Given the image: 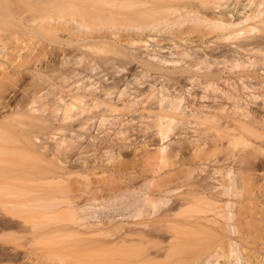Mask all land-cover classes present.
<instances>
[{"label": "bare ground", "instance_id": "bare-ground-1", "mask_svg": "<svg viewBox=\"0 0 264 264\" xmlns=\"http://www.w3.org/2000/svg\"><path fill=\"white\" fill-rule=\"evenodd\" d=\"M5 1L12 6L18 3L25 5L27 9L21 11L23 17L20 19L29 33L40 31L45 37L56 39L60 35L58 31H61L62 36L78 48L87 47L89 45L86 42H92L90 48L119 57L127 55L121 43L122 33L130 31L164 32L179 40L187 34L196 35L199 39L212 34L220 40H235L237 46L230 50L233 51L232 55L264 51V25L260 35H250L253 30L251 23H264V0ZM13 12L16 11L13 9ZM26 12H37L38 16L35 13L25 15ZM186 22H192L193 25L186 28ZM175 26L177 28L173 30ZM147 49L146 53L131 54L157 70L160 77L181 78V82L186 83L196 82L203 86L204 91L218 88V82L222 80L218 70L213 69L219 62L210 60L207 55L177 67L176 61L159 57ZM64 52L65 48L61 46L45 45L33 56L27 54L23 57L20 54V63L41 61L51 53H58L57 56L60 54L63 59ZM104 59V64H114L113 59ZM46 63L44 67L49 65V61ZM244 64L241 57L235 60V66ZM92 66L88 62L85 68L93 69ZM104 71V75L100 74L101 80L108 87L103 97L109 98L112 93L110 89L124 80L118 79L113 70ZM80 89L84 97L96 91L94 84L84 85ZM225 95L228 96L227 93ZM3 98L0 97V100ZM174 100L165 95L159 99L161 110L165 112L158 115L156 126L163 143L176 126L192 123L183 121L185 112ZM68 105L63 106L64 118L69 117V110L75 107ZM122 106H129L127 99ZM114 108L110 106L109 109ZM240 108L239 102L233 106L232 113L237 115L233 125L228 122L219 126V129L224 130L228 148H232L229 158L234 159V164L215 169L213 176L203 181L191 180L192 174L200 169L197 165L206 163L216 151L221 150L219 141L223 138L220 135L222 131L217 129L219 136L210 145L207 140H190L188 158L179 157L186 148L181 147V143L170 151L167 150L169 146L164 144L158 149V162L150 165L148 172L155 175L158 170L178 165L182 159L188 160L190 164L194 161L193 166L182 176L167 170L160 174L157 183L154 177L138 186L114 189L110 188V184L103 183L106 184L105 188L98 193H91V197L82 202L79 201L80 197L74 196L76 190L71 185H63L64 173H58V167L34 154L35 148L39 147L34 138L30 135L20 138L14 133V122L19 121L3 116L5 121H0V210L11 216L13 221L0 222V242L5 244L0 249V264L7 261V264H242L243 257L250 261L246 255L249 244L247 238L250 235L246 228L249 224H245L239 218L240 214L232 208L236 204L233 199L241 198L255 188L256 172L263 167L264 162L258 155L263 147L254 145L257 140H262L264 145V134L255 127L258 123L256 117ZM37 110L40 111H32L37 113ZM188 116H193L198 125L217 123L216 117L205 113H190ZM27 117L31 119L30 127H43L39 117L31 114ZM19 143L24 144L19 147ZM240 146L252 149L240 155L243 151L238 149ZM97 167H105L116 174L123 166L91 163L84 169L89 171ZM107 170H102L100 174ZM214 175H220V178ZM144 187L149 191H143ZM182 187H186V190L172 201L171 194ZM127 192L142 193L139 196L128 194L129 217L134 219L130 227L109 226L103 230L92 226L83 227L82 222L88 216L84 212L89 207L96 202L108 204L124 197ZM222 201L225 205L219 207ZM210 213L213 214L211 220ZM218 219L224 220L223 225H218ZM208 220L209 224L206 223ZM254 263L261 264L260 261Z\"/></svg>", "mask_w": 264, "mask_h": 264}, {"label": "rangeland", "instance_id": "rangeland-1", "mask_svg": "<svg viewBox=\"0 0 264 264\" xmlns=\"http://www.w3.org/2000/svg\"><path fill=\"white\" fill-rule=\"evenodd\" d=\"M10 5L5 0H0V92L4 96L0 100V121H5L3 116L8 117L9 120L19 121L14 122V133L20 138L24 135L34 138L39 146L35 148L34 154L44 162L58 167V173H64L63 185H71L76 190L74 196L80 197L79 201L90 198L91 193L100 192L106 187L103 183L110 184V188L113 189L138 186L153 177L157 183L160 180V174L167 170L182 176L184 172L189 171L194 161L190 164L188 160L182 159L178 165L170 168L168 166L162 171L158 170L155 175L148 172L149 166L158 162V149L164 144L169 146L167 150L170 151L181 143V147L186 146V148L181 151L179 157L188 158L190 152L188 142L198 138L207 140L210 145L213 139L219 136L216 133L217 129L222 131L220 135L223 138L219 141L221 150L216 151V154L206 163L198 164L200 169L192 174L191 180L203 181L208 176H213L215 169L234 164V159L229 158L232 148H228L224 130L219 129V126L228 122L233 125L237 115L232 113V109L237 102L241 105L242 111L256 117L258 123L255 127L264 134V51L254 50V52L232 55L233 51L230 50L237 46L235 40H220L212 34L206 35L204 39L187 34L179 40L164 32L130 31L122 33L121 43L127 55L119 57L90 48L89 46L93 45L92 42H86V45H89L87 47L78 48L67 37L62 36L61 31H58L60 35L56 39H49L40 31L29 33L20 19L23 17L21 11L27 9L25 5L21 3L17 6ZM12 8L16 12H13ZM31 13L38 16L37 12ZM31 13L26 12L25 15ZM262 24L264 25L258 21L251 23L253 30L250 35H260ZM192 25V22H186L184 27ZM176 28L175 26L173 30ZM45 45L65 48V57L61 59L60 54L58 57V53H51L41 61H27L23 65L20 63L22 59L19 57L20 54L23 57L27 54L33 56L38 54ZM5 46L6 48L3 49ZM146 49L159 57L180 63L177 67L188 65L198 61V57L204 58L207 55L210 60L219 62L218 66H213V69L218 70L222 80L218 82V88L204 91L203 86L195 84L196 82L186 83L183 79L184 82H181V78L160 77L157 70L131 54V52L146 53ZM105 57L113 59L114 64L111 66L104 64ZM239 57L245 62L244 66H235V60ZM48 61L49 65L44 67V62ZM88 62L91 66L93 65L94 70L85 68ZM104 70H113L118 79L124 80L117 87L110 89L112 93L109 98L103 97L108 87L101 80ZM15 72L17 73L14 76ZM87 84H94L96 91L84 97L83 90L80 88ZM162 95L171 100L175 99L180 109L185 112L183 121L192 122L176 126L170 137L164 139V143L157 134L156 126L158 115H163L162 113L165 112L161 110L159 101ZM126 99L129 106L124 107L122 103ZM64 104H69L71 108L75 106L69 110L67 118H64ZM110 106H114V110H110ZM34 109L40 111L37 110V113H34L32 111ZM190 113L214 116L217 123L195 124L196 119L188 116ZM29 114L39 117L43 127H30L31 119L27 117ZM23 144L18 145L20 147ZM256 145L263 147L258 155L264 162L262 140H257L254 146L257 147ZM238 149L243 150L239 153L243 155L244 151L252 148L240 146ZM91 163L123 167H120L121 170L116 174L105 167L85 170L86 165ZM201 169L204 171L202 172ZM102 170L107 172L100 174ZM214 176L220 178V175ZM254 180V190L247 192L241 198L233 199L236 204L232 209L240 214L239 218L243 219L245 224L246 222L249 224L246 228L250 234L247 238L248 260L253 264H255L254 261L264 264V165L257 170ZM142 189L149 191L145 187ZM184 190L186 187L171 194L172 201L176 200L175 197ZM131 192L108 204L96 202L89 207L84 212L88 216L82 222L83 227L92 226L94 229L102 228V230L109 226L130 227L134 221L129 217L130 208H127ZM136 194L142 195L137 192L132 195ZM224 205L223 201L218 204L219 207ZM212 215L210 213L209 220L212 219ZM11 218L0 210V222L5 220L12 222ZM15 220L18 219L15 218ZM218 221L219 226L223 225V219ZM4 245L0 242V249ZM242 260V264H252L244 257ZM7 262L4 263L7 264Z\"/></svg>", "mask_w": 264, "mask_h": 264}]
</instances>
